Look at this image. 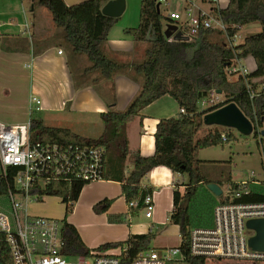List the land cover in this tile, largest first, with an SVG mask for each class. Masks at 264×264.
I'll list each match as a JSON object with an SVG mask.
<instances>
[{"label": "trees", "instance_id": "trees-1", "mask_svg": "<svg viewBox=\"0 0 264 264\" xmlns=\"http://www.w3.org/2000/svg\"><path fill=\"white\" fill-rule=\"evenodd\" d=\"M107 1L84 0L67 6L63 0H32L30 10L33 11L34 5H38L49 12L53 24L61 29L62 41L68 51L87 58L90 66L86 72H96L102 80L110 81L115 74L130 68L135 75L141 77L137 94L123 111L113 108L114 101L109 104V111L100 115L102 133L94 139L82 137L66 128L46 127L41 119L35 117V111H31L28 119L29 142L103 148L102 178L120 183L121 196L126 203L141 201L145 194L152 192L150 188L143 189L140 181L154 167L164 166L172 173L186 174L188 181L183 184L182 192H173V210L167 216L170 224L178 226L181 238L178 247L180 255L175 257L174 262L207 264L212 260L189 253V230L196 225H206L202 215L192 211L193 202L200 196L203 197L201 189L210 183L198 172L196 153L226 143L230 138L218 132H209L200 139H196V136L203 125L204 114L232 102L251 122L253 136L257 137V129L261 127L262 119L264 120V95L250 100L245 81H256L253 85L264 81V0H228L224 9L217 8L209 0L213 5L211 11L226 26L225 34L206 30L192 42L166 39V19L156 11L153 0H141L139 25L125 29L124 32L136 42H145L146 47L142 61L130 65L113 61L103 51L107 35L118 21L101 14L100 9ZM254 23L260 26L258 33L245 37L238 45L231 47L223 42V38H233L239 32L238 27ZM248 57L255 63L254 71L230 80L226 67L233 59L244 60ZM211 90L220 91L225 100L201 110L199 101ZM164 95L173 98L178 107L184 110V114L158 121L153 135L152 156L141 157L138 153H131L126 137L127 125L139 117L141 109ZM127 162L131 167L125 172ZM14 172L15 169L9 168L5 179L1 176L0 169V200L6 201V189L8 185H12ZM218 184L221 186V183ZM85 185L74 180L51 179L44 186L34 188L31 193L37 194L36 201H41L45 196L58 198L64 205L66 216ZM237 191L238 183H229L230 195L220 200V203L252 204L264 201V194L253 191L247 194L240 192V196L235 198L233 194ZM209 201L215 204L213 198H207V202ZM110 203V200L100 201L92 210L96 214H103ZM122 219L119 216L116 221ZM112 221L109 219V222ZM60 238L64 243L62 251L67 255H87L90 251L75 227L65 221V217L60 221ZM150 238L149 234L129 235L123 242L106 243L95 250L125 248L121 262L128 264L139 253L151 249Z\"/></svg>", "mask_w": 264, "mask_h": 264}, {"label": "crops", "instance_id": "crops-1", "mask_svg": "<svg viewBox=\"0 0 264 264\" xmlns=\"http://www.w3.org/2000/svg\"><path fill=\"white\" fill-rule=\"evenodd\" d=\"M63 1L67 6H71L84 0ZM223 2L222 7H220V0L214 5L224 9L228 0ZM212 6L211 4L209 10ZM179 9L178 4L171 11ZM123 29L126 28L116 24L111 28L103 46L104 53L119 64L130 65L142 61L146 43L134 41ZM24 30L25 33L21 32L12 20L0 25V107L5 104L9 110H12L18 105L17 108L25 111V118L8 119L15 120L13 124L27 122L30 115V100L35 97L39 100V110L36 112L40 114L39 119L44 126L66 128L82 137L90 135V139L100 136L103 130L100 115L109 111V104L112 101H114L115 110L123 111L137 94L141 77L135 75L130 68L115 74L110 81L102 80L96 72H86L89 65L85 63L82 55L68 51L62 41L61 33L55 29L52 20L45 15H38L29 23L25 19ZM58 50L62 53L58 54ZM246 61V65L252 67L250 72L254 71L253 59L248 57L242 60V65ZM33 93L36 96H32ZM14 101L17 103L13 104ZM199 108H201L200 103ZM179 110L175 100L168 95L158 98L141 109L139 117L126 127L129 151L138 153L141 157L152 156L154 154L153 135L158 121L177 118L180 115ZM263 146L264 142L262 147L260 146L262 151ZM130 167L127 162L125 172H128ZM250 179L233 181L230 177L222 182L215 179L209 181L218 185L219 189L218 183H225L228 187L229 183L246 182L251 191L264 194V182L256 178ZM250 182H257V184ZM186 183L181 175L172 173L164 166L154 167L140 181L143 189H152L150 193L154 208L152 217L147 219L151 220V225L136 221L134 216H138V210L141 208L128 207V203L121 196L120 183L107 180L91 183L86 187L89 194L86 195L84 207L88 211L91 228L97 234L96 238L106 244L123 242L129 235H151L153 225L164 226L167 215L173 210V192L176 190L182 192L183 184ZM206 186L202 187L201 193L203 197L212 198L214 195ZM83 188L78 196L79 199L75 202V207L73 206L71 210V215L80 205ZM103 200L111 201L107 211L103 214H93L92 206ZM164 215L166 216L163 221ZM119 216L123 219L116 221ZM109 219L113 221L109 222ZM74 227L89 250H95L100 246V242H95L96 244L86 242L80 230Z\"/></svg>", "mask_w": 264, "mask_h": 264}, {"label": "built area", "instance_id": "built-area-1", "mask_svg": "<svg viewBox=\"0 0 264 264\" xmlns=\"http://www.w3.org/2000/svg\"><path fill=\"white\" fill-rule=\"evenodd\" d=\"M218 0H212L217 4ZM158 5H167L166 0H153ZM182 4H185L183 6ZM180 10V11H179ZM169 11L166 27L172 25L169 41L179 32L180 39L192 42L206 30L220 31L225 34L226 26L219 16L211 10L203 11L192 2L180 3V9ZM183 13V16H182ZM165 27V29H166ZM240 30L241 27H238ZM238 36L227 39V45ZM62 51L58 50V54ZM228 78L246 76L249 71L242 60L233 59L225 69ZM246 83L249 99L264 95V81ZM214 90L199 101L200 105L216 104ZM30 112L39 110V100L31 98ZM180 114L184 110L180 108ZM29 120L22 124H4L0 121V169L1 176L7 179V170L15 169L12 185L6 189L8 208L0 210V264H122L126 251L118 247L106 251L90 250L87 255L70 256L63 253L64 243L60 238V221L51 218L30 217L27 204L37 200L34 188L44 186L51 179H65L82 182L86 185L103 181V148L73 144H50L29 142ZM259 129V128H258ZM257 129L259 145L264 142V132ZM224 139V138H223ZM256 183L257 182H250ZM233 197L250 190L246 182L238 183ZM231 201V200H230ZM129 208H141L144 217L150 219L153 213L151 193L141 201L128 203ZM211 222L207 226H194L189 230V253L208 260L246 261L264 264V252L253 251L247 241L254 234L245 226L251 219H264V202L260 203H217L211 210ZM251 232V233H249ZM180 249H150L139 253L128 264H175ZM177 263V262H176Z\"/></svg>", "mask_w": 264, "mask_h": 264}, {"label": "rangeland", "instance_id": "rangeland-1", "mask_svg": "<svg viewBox=\"0 0 264 264\" xmlns=\"http://www.w3.org/2000/svg\"><path fill=\"white\" fill-rule=\"evenodd\" d=\"M223 1L224 0H220V7L224 5ZM183 2L185 3V0H166L167 5H161L159 8L160 16L162 18H166L169 11L176 8V5H180V3ZM187 2H192L196 5L197 8H200L203 11H208L211 6V4L208 3L209 0H186V3ZM124 3V11L121 16L117 18L118 21L115 24L117 26H124V28L126 29L136 28L139 25V11L141 0H124ZM182 5L185 6V4ZM30 7V0H0V25L8 23L10 22V20H12L13 22H15V24H17L19 30L25 33V19L26 22L29 23L31 20L33 21L36 16L45 15L48 17V19L51 20V16L45 8L34 5V10L30 11ZM54 27L55 29H57V31H59V33H61L60 28H57L55 25ZM259 31L260 26L257 23L245 26L240 30L239 35L234 39L232 44L238 45L245 37L251 34L258 33ZM26 41L28 42V40ZM223 42L227 44V39L223 38ZM81 57L84 59L85 63L90 66L87 58L83 55ZM246 64L247 61L246 63L244 62V65L250 72V70H252V67ZM234 79V77L231 78V80ZM33 95L36 96V94L34 93L32 94V96ZM224 100L225 97L223 94H217L216 104L221 103ZM16 103L17 102L15 101L13 102V104ZM17 107L18 105L15 106L14 109L9 110V108L5 104L1 105L0 121L4 124H13L16 121H12L8 118H25V111H21V109ZM209 107L210 105L204 104L200 109L206 110ZM34 114L36 118H40V114L38 112H35ZM258 131L264 132V121L262 122V125L258 129ZM209 132H218L220 134L228 135L230 140L217 146L199 150L196 153V159L199 161L197 164L199 174L203 175L208 180L215 179L217 181H225L231 177L233 181H247L251 180L250 178H256L257 180L264 182V146L262 151L261 147L259 146L258 137H254L253 133L249 136L241 135L237 130L233 128L222 126H206L203 124L197 133L196 139L202 138ZM89 136L90 135H88V137L85 136V138H89ZM181 176L183 177L185 182L188 181V177L186 174ZM89 185L90 184L84 186L81 193V195L83 196L79 200L80 205L78 204L79 206L75 208V212L73 215H71V211L65 216L64 205L58 198L51 196H45L41 201H31L27 204L26 212L30 217L51 218L58 221H61L65 217V221L67 223L73 224L80 230L82 237L86 240V242H100L99 244L102 245L104 243H102V241H99L101 239L96 238L97 234L95 230L91 228L92 225L89 223L88 211L84 207V204H86V195L89 194L86 187H88ZM220 190L222 191V195H220L219 197H212L215 203H217L216 201H220L224 197L230 195L228 192V187L225 183H221ZM212 205H214L212 201L207 202V198H203L202 196H200V198H197V200L193 202L192 211L195 210L196 213L201 214L202 220H204V222L206 223V225L202 226H207L211 222L210 215ZM73 206L75 207V203H73ZM73 206L72 208H74ZM7 208V201L0 200V210H6ZM92 212L93 214H96L93 210ZM138 212V216H134L136 218V221L141 224L151 225V220H147L144 218V211L140 209L138 210ZM165 216L166 215H164V217L162 218L163 221ZM150 236L151 238L149 247L156 250L179 247L181 243L178 226L170 224L167 219L164 226L153 225V230ZM207 264L252 263L234 260H212L210 262H207Z\"/></svg>", "mask_w": 264, "mask_h": 264}, {"label": "water", "instance_id": "water-1", "mask_svg": "<svg viewBox=\"0 0 264 264\" xmlns=\"http://www.w3.org/2000/svg\"><path fill=\"white\" fill-rule=\"evenodd\" d=\"M124 8V0H108L102 5L100 11L101 14L107 18L117 19L123 13ZM155 8L158 12V5H156ZM175 30V26L167 25L164 31V37L168 39ZM173 39L180 40V33L177 32L173 36ZM216 94L219 95L221 92L216 91ZM202 123L206 126L233 128L244 136H249L253 133L251 122L232 102L204 114L202 117ZM206 187L214 196L219 197L221 195V190L215 183H208ZM245 226L248 230L254 233L247 241L248 247L253 251L264 252V219L248 220L246 221Z\"/></svg>", "mask_w": 264, "mask_h": 264}]
</instances>
